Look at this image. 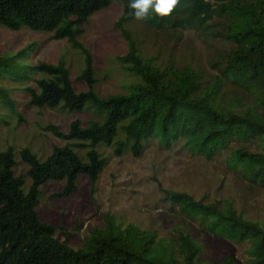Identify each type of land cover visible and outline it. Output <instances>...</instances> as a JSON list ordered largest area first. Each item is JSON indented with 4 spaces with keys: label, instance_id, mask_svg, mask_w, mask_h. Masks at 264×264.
<instances>
[{
    "label": "trees",
    "instance_id": "trees-1",
    "mask_svg": "<svg viewBox=\"0 0 264 264\" xmlns=\"http://www.w3.org/2000/svg\"><path fill=\"white\" fill-rule=\"evenodd\" d=\"M118 1L123 13L115 29L128 50L117 61L133 82L126 93L103 97L96 89L93 54L81 37L94 15ZM128 4L129 0H0V27L49 34L52 40H65L84 58L77 80L64 61L18 66L42 75L32 78L22 72L10 78L22 85L27 106L93 117L86 126L75 120L68 132L52 124L45 127L65 143L53 146L46 158L29 148L0 149V264H207L200 261L203 247L181 229L168 239L160 238L157 232L120 223L107 214L104 226L91 231L85 247L76 249L70 246L72 235L58 237L63 227L42 221L39 208L48 184L65 185L53 199L74 196L80 177L88 178L94 190L108 164L98 151L100 144L113 148L117 156L129 151L140 158L152 140L165 150L183 143L193 155L220 159L250 188L264 191V0H180L169 17L153 13L144 22L135 21ZM133 23L171 42L191 43L195 36L212 48V54L201 67L179 66L172 54L167 63H158L142 52L128 31ZM32 49L0 58V70L26 58ZM76 82L86 90L78 91ZM17 106L14 93L0 88V124L2 112L16 113ZM17 157L27 167L28 189L25 177L16 173ZM154 181L164 203L198 219L210 233L243 245L246 264H264V221L245 218L229 201L197 200ZM221 264L238 263L229 256Z\"/></svg>",
    "mask_w": 264,
    "mask_h": 264
},
{
    "label": "rangeland",
    "instance_id": "rangeland-1",
    "mask_svg": "<svg viewBox=\"0 0 264 264\" xmlns=\"http://www.w3.org/2000/svg\"><path fill=\"white\" fill-rule=\"evenodd\" d=\"M122 13V2L114 3L91 18L81 37L93 54L98 80L96 89L103 97L124 94L126 87L133 82L117 61V57L128 50L127 42L115 29ZM127 29L142 52L157 58L158 63H167L172 54L179 66L192 63L201 67L206 65L212 54V48L195 36L191 43H176L162 36L156 38L134 23L129 24ZM31 46L33 49L26 53V58L0 70V88L12 91L18 102L16 113L10 110L2 112L4 123L0 124V149L13 147L19 152L29 148L41 159L51 154L53 146L65 144L44 131L45 127L52 124L68 132L75 120L86 126L93 117L90 113L68 114L60 110H40L27 106L29 99L23 93L22 85L10 78L24 75L22 72L32 78H41L42 75H33L18 66L64 61L75 80L84 68L82 55L65 40L55 41L49 34L28 28L13 32L0 27V58L14 57ZM16 81L23 79L17 78ZM76 88L78 91L86 90L82 82H76ZM98 151L108 164L94 190L90 180L85 177H80L78 192L69 199L52 198L55 193L63 191L65 185L62 183H50L43 189L44 196L39 208L41 219L64 228L58 234L61 240L72 235L70 246L84 248L91 231L103 227L105 215L111 214L120 223L135 224L144 230L157 232L160 238L168 239L175 230H183L203 247L200 255L203 263L221 264L227 257L234 256L238 264H246L243 245L210 233L198 219L181 215L178 208L173 209L164 203L154 180L159 181L165 189L189 193L197 200L229 201L245 218L258 221H264L263 190L250 188L249 184L233 175L220 159L207 161L193 155L184 148L183 143L165 150L158 140H152L140 158H135L129 151L117 156L114 149L105 144H100ZM17 161L16 173L25 177L28 189L31 182L26 178L27 167L18 157Z\"/></svg>",
    "mask_w": 264,
    "mask_h": 264
},
{
    "label": "clouds",
    "instance_id": "clouds-1",
    "mask_svg": "<svg viewBox=\"0 0 264 264\" xmlns=\"http://www.w3.org/2000/svg\"><path fill=\"white\" fill-rule=\"evenodd\" d=\"M180 0H129L130 15L137 22H144L154 13L160 18L169 17L179 5Z\"/></svg>",
    "mask_w": 264,
    "mask_h": 264
}]
</instances>
